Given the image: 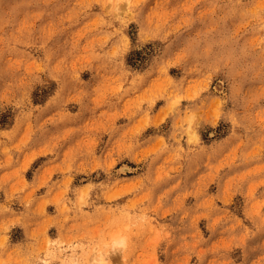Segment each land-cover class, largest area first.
<instances>
[{
	"label": "rangeland",
	"instance_id": "1",
	"mask_svg": "<svg viewBox=\"0 0 264 264\" xmlns=\"http://www.w3.org/2000/svg\"><path fill=\"white\" fill-rule=\"evenodd\" d=\"M0 264H264V0H0Z\"/></svg>",
	"mask_w": 264,
	"mask_h": 264
},
{
	"label": "bare ground",
	"instance_id": "2",
	"mask_svg": "<svg viewBox=\"0 0 264 264\" xmlns=\"http://www.w3.org/2000/svg\"><path fill=\"white\" fill-rule=\"evenodd\" d=\"M114 241V245H122L123 244V239L122 238H118V239H113ZM119 247V246H118Z\"/></svg>",
	"mask_w": 264,
	"mask_h": 264
}]
</instances>
